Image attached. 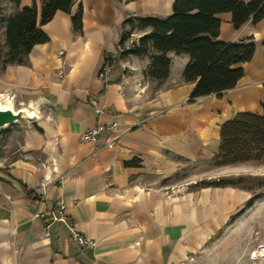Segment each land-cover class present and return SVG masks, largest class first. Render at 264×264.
I'll return each instance as SVG.
<instances>
[{
    "label": "crops",
    "instance_id": "0c3cea01",
    "mask_svg": "<svg viewBox=\"0 0 264 264\" xmlns=\"http://www.w3.org/2000/svg\"><path fill=\"white\" fill-rule=\"evenodd\" d=\"M34 2L39 24L43 0ZM32 3L19 0L16 7L7 0L4 17ZM172 4L73 0L69 14L57 11L40 27L48 41L32 48L26 65L0 71V95L12 97L14 108L18 102L22 108L45 102L38 119L22 130L20 155L0 158V264H174L186 239L201 229L220 228L245 208L252 197L248 189H189L188 184L169 190L156 181L163 166L177 164L170 156L190 162L212 159L221 125L236 114H262L264 18L235 29L230 14L217 16L218 39H251L254 54L249 62L233 66L243 71L234 88L190 102L195 83L182 77L187 55L167 54L169 72L161 82L146 76L148 56L129 55L109 65L125 19L163 18L172 13ZM79 5L82 26L74 33L71 16ZM149 32L132 33L129 45ZM105 68L109 72L103 76ZM90 99L97 101L101 114ZM111 122L119 125L117 135L103 134L95 142L81 139L85 130ZM133 159L138 166H124ZM237 171L264 176V161L240 164ZM59 205L75 230L94 242L92 248L73 242L62 223L32 219L36 210ZM260 206L264 196L248 209Z\"/></svg>",
    "mask_w": 264,
    "mask_h": 264
},
{
    "label": "trees",
    "instance_id": "16d2710c",
    "mask_svg": "<svg viewBox=\"0 0 264 264\" xmlns=\"http://www.w3.org/2000/svg\"><path fill=\"white\" fill-rule=\"evenodd\" d=\"M135 1V0H117ZM17 7L19 0H12ZM73 0H43L40 21L37 22V8L33 0L8 17H1L4 25L5 51H0V71L7 65H26L28 54L35 45L48 41L41 26L48 23L57 11L69 14ZM220 14H230L235 29L246 22L258 23L264 18V0H173L172 13L166 17H130L123 21L128 26L118 41V47L131 37L134 30L150 29L136 44L122 50L121 55L145 57L150 64L145 72L150 79L161 82L166 79L170 67L168 53L187 55L182 77L186 83H195L189 96L192 102L198 98L234 88L243 75L241 68L233 66L249 62L254 54L251 39L239 42H223L218 39ZM74 33L82 26V7L71 16ZM264 86V85H263ZM262 114L238 113L220 127V141L216 154L211 159L214 167L264 161V103ZM139 161L133 159L125 167H136ZM241 179V178H240ZM229 179L200 181L197 188L237 187ZM258 196H252L245 208L236 213L241 215L250 208Z\"/></svg>",
    "mask_w": 264,
    "mask_h": 264
},
{
    "label": "rangeland",
    "instance_id": "374dc122",
    "mask_svg": "<svg viewBox=\"0 0 264 264\" xmlns=\"http://www.w3.org/2000/svg\"><path fill=\"white\" fill-rule=\"evenodd\" d=\"M6 1L0 0L2 18L6 12L4 10L7 6ZM2 27L4 25L0 22V51L5 49ZM128 29L129 27L125 26L124 31ZM136 31L138 29L133 33ZM130 38L123 46L118 47L115 58L109 60V65L113 61L127 57H123L121 52L130 47ZM107 69L105 68L102 72L103 76L109 72ZM20 108H22L21 104L16 103L15 109ZM29 126H32V121L21 119L0 131V158L10 160L20 155L19 144L22 139V130ZM2 144L7 145V149L2 150ZM169 159L178 162L176 165L163 166V176L156 181L157 184L169 190L174 186L188 184L189 189H198L195 184L200 181L229 179L236 182L237 187L251 191L252 196H264V176L238 173L240 164L214 167L211 159L195 162L180 157L170 156ZM185 247L184 253L174 264H264V252H262L264 250V207L247 209L241 215L230 218L226 224L216 230L201 229L199 234L186 239Z\"/></svg>",
    "mask_w": 264,
    "mask_h": 264
},
{
    "label": "built area",
    "instance_id": "2783aa9c",
    "mask_svg": "<svg viewBox=\"0 0 264 264\" xmlns=\"http://www.w3.org/2000/svg\"><path fill=\"white\" fill-rule=\"evenodd\" d=\"M62 71L58 73V76H62ZM89 104L94 108L96 114H101L102 110L99 108L98 103L95 99H90ZM119 125L116 122H111L109 124L106 123H98L92 128H89L81 133L80 137L85 142H95L101 135L109 134V135H117L119 133ZM112 146L111 142L107 143V147ZM49 178L46 177L45 181H48ZM38 218H47L51 219L53 222L62 223L67 227L70 231V239L78 244L81 248H92L94 246V242L79 232H77L72 224L68 221L66 216L63 213L62 205H59L56 209L48 210L43 213L39 211H35L32 215V219Z\"/></svg>",
    "mask_w": 264,
    "mask_h": 264
},
{
    "label": "water",
    "instance_id": "95a60500",
    "mask_svg": "<svg viewBox=\"0 0 264 264\" xmlns=\"http://www.w3.org/2000/svg\"><path fill=\"white\" fill-rule=\"evenodd\" d=\"M13 98L8 95H0V131L15 124L21 119L35 121L38 119V109L45 102L39 101L33 105L15 109Z\"/></svg>",
    "mask_w": 264,
    "mask_h": 264
},
{
    "label": "bare ground",
    "instance_id": "6f19581e",
    "mask_svg": "<svg viewBox=\"0 0 264 264\" xmlns=\"http://www.w3.org/2000/svg\"><path fill=\"white\" fill-rule=\"evenodd\" d=\"M262 252H264V250Z\"/></svg>",
    "mask_w": 264,
    "mask_h": 264
}]
</instances>
